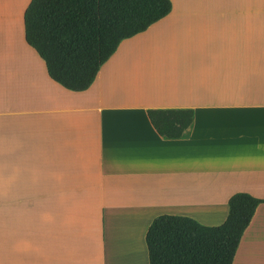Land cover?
<instances>
[{"label": "crops", "instance_id": "0c3cea01", "mask_svg": "<svg viewBox=\"0 0 264 264\" xmlns=\"http://www.w3.org/2000/svg\"><path fill=\"white\" fill-rule=\"evenodd\" d=\"M30 2L0 0V48L23 46ZM238 2L183 0L84 91L54 81L26 40L20 58L0 55V196L36 194V220L0 218V264H150L157 216L216 226L233 194L264 198V0ZM157 108H192L193 122L162 136ZM233 264H264V202Z\"/></svg>", "mask_w": 264, "mask_h": 264}, {"label": "trees", "instance_id": "16d2710c", "mask_svg": "<svg viewBox=\"0 0 264 264\" xmlns=\"http://www.w3.org/2000/svg\"><path fill=\"white\" fill-rule=\"evenodd\" d=\"M171 11V0H31L24 15L25 40L46 62L54 81L84 91L123 40ZM148 115L160 135L179 138L192 124L194 110L157 108ZM263 202L247 192L233 194L227 219L216 226L187 216H157L146 235L150 264H233Z\"/></svg>", "mask_w": 264, "mask_h": 264}, {"label": "rangeland", "instance_id": "374dc122", "mask_svg": "<svg viewBox=\"0 0 264 264\" xmlns=\"http://www.w3.org/2000/svg\"><path fill=\"white\" fill-rule=\"evenodd\" d=\"M171 1H172V8L173 6H175V9L177 11L183 10L182 8L183 0H171ZM195 1L196 2L199 1L201 5L202 0H195ZM204 1H205V5H207L209 9L215 11L223 10V9L228 10L230 8L232 10L241 9V4L238 2V0H231V6H230V0H226V1L224 0V3H222V0H204ZM19 20L22 22V18ZM14 30L16 31V28ZM20 30L21 31L18 30L19 32L17 31L19 33L17 37L23 40V46L26 47L27 44L25 43L24 36L22 34L23 29L21 28ZM1 38H4V36H1ZM16 44L7 42L6 45L8 46V48L11 49L13 47V50H4L5 49L4 46L5 43H4L3 47L0 48V55L6 58H11L15 56V54H18L19 55L18 57L20 58V54L22 53V49H23L20 39L19 42H17ZM15 45L18 46L16 50H14ZM16 190L17 188L10 189L9 190L10 194L0 196V205L2 207L1 208L2 211H0V218L8 219L10 221L36 220V194H17ZM14 229H20V228H14Z\"/></svg>", "mask_w": 264, "mask_h": 264}]
</instances>
